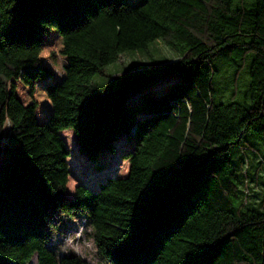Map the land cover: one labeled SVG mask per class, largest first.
I'll return each instance as SVG.
<instances>
[{"label":"trees","instance_id":"obj_1","mask_svg":"<svg viewBox=\"0 0 264 264\" xmlns=\"http://www.w3.org/2000/svg\"><path fill=\"white\" fill-rule=\"evenodd\" d=\"M157 41L178 61L108 72L123 53L150 58ZM58 43L62 60L38 57ZM219 66L232 72L233 100L247 75L243 103L220 102ZM174 76L160 95L128 101ZM37 93L48 99L25 102ZM5 113L0 264H89L47 246L57 214L95 225L85 234L104 264H264V195L252 204L249 174L264 171V0H0ZM66 131L91 163L126 138L127 174L68 196Z\"/></svg>","mask_w":264,"mask_h":264},{"label":"rangeland","instance_id":"obj_2","mask_svg":"<svg viewBox=\"0 0 264 264\" xmlns=\"http://www.w3.org/2000/svg\"><path fill=\"white\" fill-rule=\"evenodd\" d=\"M128 4H133L136 0H124ZM149 52L151 57H146L138 52H127L123 53L118 62L107 68L111 74L123 75L126 73L139 72V71H154L158 66L165 67L171 63L178 61L179 57L176 53L170 51L167 47L163 46L160 41L154 43L150 48ZM158 64V65H157ZM218 78L217 88L219 92L220 102L223 104L230 103L233 99L231 96L232 90V72L223 66L218 67ZM179 81V78L169 77L160 81L155 86L142 87L129 94L127 99L129 102H140L142 97L146 93L153 95H160L170 85ZM248 90V77L242 75L238 87V93L236 98L233 100L237 103H243L244 95ZM9 127L3 129L2 141L0 144V175H3L4 167L9 163V155L6 153L5 148H9ZM66 146L70 151L69 167H70V178L76 181V184H84L89 188H93L97 181L103 179L106 175L113 177H123L127 174L128 164L122 159V154L131 151L130 142L126 138L118 139L115 142V153L110 154L102 152L98 155L97 161L91 163L84 156H82L77 148L75 139L70 131L63 132L61 134ZM251 136L246 135L243 140L248 141ZM259 149L263 150V147L256 145ZM261 154V153H260ZM262 155V154H261ZM263 156V155H262ZM4 165V166H3ZM3 166V168H2ZM101 167V170L98 168ZM2 168V169H1ZM251 185L250 190L252 196H255L256 200L252 202L254 206H257L259 201L264 195V171L263 169L253 165L250 169ZM73 191L68 189V196L72 195ZM54 223L52 231L50 232L47 246L53 249L59 257L63 255L75 254L85 259L89 264H104L97 257L96 249L92 242L86 237V222L81 215H76L71 218H66L60 214L52 217ZM81 229L84 231L81 233ZM79 234V235H78ZM69 237H75L73 244L78 245L81 248V252L62 250L66 239ZM87 251L91 255H83L82 253ZM29 264H36V259L33 258Z\"/></svg>","mask_w":264,"mask_h":264},{"label":"clouds","instance_id":"obj_3","mask_svg":"<svg viewBox=\"0 0 264 264\" xmlns=\"http://www.w3.org/2000/svg\"><path fill=\"white\" fill-rule=\"evenodd\" d=\"M63 44L62 43H58L57 46L55 47H51V48H45V49H42L38 52V57H44V58H49L51 57L52 53L55 52L56 53V56L62 60L63 57L60 53V49L63 48ZM53 67H54V70L58 73V74H62L63 71H64V68L62 66L61 63L57 62V61H53ZM19 91V89H17ZM23 95V94H22ZM35 98L36 100L38 101H42L44 99H48L47 95L46 94H43V93H37L35 95V97H25V102L28 103V102H31V100ZM51 102V101H49ZM13 124V120L12 118L7 114L5 113L4 114V119L2 121H0V130H3L4 128L6 127H9ZM75 184H76V181L71 179L70 177L68 178L67 180V183H66V187L70 190V191H73L75 192L76 191V188H75ZM84 231V229H81V233ZM88 232L90 233H94L96 232V227L95 225H90L87 229ZM79 235V234H78ZM73 239H75V237H69L68 239H66L65 241V244L64 246L62 247V250L65 251V252H68V251H73V252H81V248L80 246L78 245H74L73 244ZM83 255H87L89 256V259H91V255L89 252L87 251H84L82 253Z\"/></svg>","mask_w":264,"mask_h":264}]
</instances>
